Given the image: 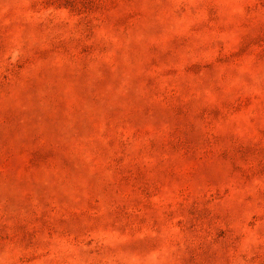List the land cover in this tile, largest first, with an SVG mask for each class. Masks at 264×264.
Here are the masks:
<instances>
[{"label": "rangeland", "instance_id": "rangeland-1", "mask_svg": "<svg viewBox=\"0 0 264 264\" xmlns=\"http://www.w3.org/2000/svg\"><path fill=\"white\" fill-rule=\"evenodd\" d=\"M0 264H264V0H0Z\"/></svg>", "mask_w": 264, "mask_h": 264}]
</instances>
